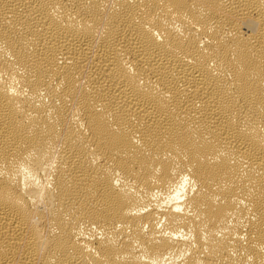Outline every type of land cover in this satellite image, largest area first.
I'll return each mask as SVG.
<instances>
[{"label":"bare ground","instance_id":"1","mask_svg":"<svg viewBox=\"0 0 264 264\" xmlns=\"http://www.w3.org/2000/svg\"><path fill=\"white\" fill-rule=\"evenodd\" d=\"M0 264H264V0H0Z\"/></svg>","mask_w":264,"mask_h":264}]
</instances>
